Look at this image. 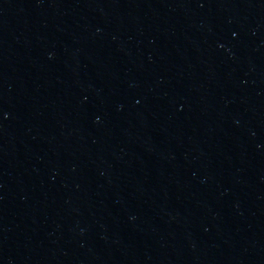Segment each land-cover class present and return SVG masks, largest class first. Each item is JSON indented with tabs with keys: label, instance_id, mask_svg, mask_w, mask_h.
Segmentation results:
<instances>
[{
	"label": "water",
	"instance_id": "obj_1",
	"mask_svg": "<svg viewBox=\"0 0 264 264\" xmlns=\"http://www.w3.org/2000/svg\"><path fill=\"white\" fill-rule=\"evenodd\" d=\"M0 264H264V0H0Z\"/></svg>",
	"mask_w": 264,
	"mask_h": 264
}]
</instances>
